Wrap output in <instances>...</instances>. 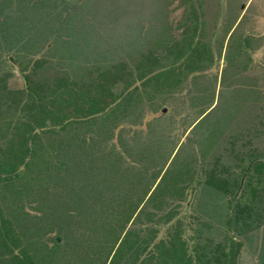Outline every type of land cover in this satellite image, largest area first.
Masks as SVG:
<instances>
[{
	"label": "rangeland",
	"instance_id": "1",
	"mask_svg": "<svg viewBox=\"0 0 264 264\" xmlns=\"http://www.w3.org/2000/svg\"><path fill=\"white\" fill-rule=\"evenodd\" d=\"M43 2L48 6L41 9L39 0H0V86L4 82L8 89L25 92L27 82L33 83L40 90L41 98L37 99L42 105L30 111L39 114L38 108L42 107L39 116L43 117L45 101L54 117L64 116L58 124H51L47 117L45 125L32 131L33 140H39L31 153L39 155L41 161L37 164L47 166L46 172L33 169L27 173L21 164L15 173L0 174V241H4L0 264H149L167 251L177 231L187 228L193 241L201 242L203 238V252L212 257L207 264H262L264 218L261 226L238 234L233 226L228 228L221 221L227 208L220 191L201 183L197 186V182L206 178L205 169H210L208 181L211 169L224 165L229 166V183L233 180L232 169L241 175L242 184L245 169L240 174L237 167L248 168L257 161L264 164V0H200L204 19L210 20L213 15L217 18L214 21L212 17L213 24L207 23L205 33H199L201 43L209 45L212 64L191 71L185 80L178 81L180 84L177 80L171 83L177 79V71L168 69V65L152 68L143 76L133 72L134 77L129 78L125 67L118 74L130 81L128 95L127 87H122L124 82L118 81L108 89L116 98L101 112L86 117L76 115L85 106V96L79 94L80 83L85 80L76 77L81 74L78 68L71 71L67 60L58 59V43L75 52L82 50L77 66L86 59H97L100 67L116 62L120 69L125 63L133 70L137 63L132 57L138 62L144 51H156L159 44H168L162 22L172 8L166 19L174 26L185 17L183 5L179 0ZM46 10L51 13L44 14ZM220 12H224L221 20ZM69 22L71 25L66 26ZM230 25L232 33L226 34ZM160 28L162 32L156 34ZM178 31L176 28L173 33ZM244 34L250 38L245 42L249 47H242L245 52L240 49L246 40ZM46 36V45L43 41L38 46ZM180 40L184 44L183 37ZM86 41L90 46L81 47ZM95 41H101L103 47L100 49ZM201 43L192 41L177 63L186 57L185 67L194 65L193 61L196 64L202 53ZM165 77L170 80L166 86ZM59 78H67L65 90L54 85ZM40 83L45 84V97ZM127 97L123 107L117 104ZM2 102L0 98V160L7 154L3 152L6 140L22 129V120H27L25 112L18 114ZM230 149L235 150L229 154L231 157L238 154L237 167H231ZM248 151L259 156L247 159ZM59 160L68 163L73 172L64 169L65 165L56 168ZM77 160L81 165L74 167ZM153 176L157 178L151 185ZM149 188L132 215L135 217L126 225L138 198ZM176 195H182L180 202L169 198ZM152 203L159 206L156 214ZM259 206L263 217L264 194ZM170 211L179 213L173 223L178 222L184 229L176 223L164 229L157 227V219ZM145 214L155 216L149 221ZM2 220L10 222L7 228L13 241L5 236ZM138 223L148 226L147 231ZM152 224L156 227L149 230ZM121 229L124 232L119 235ZM138 229V235L144 237L156 231L157 239L140 243L135 254L133 241H139ZM227 237L234 241H226ZM167 254L173 255L171 250ZM173 257L167 264H183L182 260L174 262Z\"/></svg>",
	"mask_w": 264,
	"mask_h": 264
},
{
	"label": "trees",
	"instance_id": "2",
	"mask_svg": "<svg viewBox=\"0 0 264 264\" xmlns=\"http://www.w3.org/2000/svg\"><path fill=\"white\" fill-rule=\"evenodd\" d=\"M43 1L44 0H42V1L39 0V2L41 4V9H44L48 6L47 3H46V5H44ZM179 4L183 5L182 13H185V17L178 20V22L174 26H172L171 21L169 19H166L168 14L170 12H172V10H173L171 8L170 10L167 11V13L165 15V20L162 22V26L164 27V32L168 35V38L166 39V41H168V44H167V42L164 45L159 44L157 46L156 51H144L143 54L141 55V59L138 60V62H136L135 58L132 57V60L135 61V63H137L133 70L129 69L125 63H124V65H122V67L120 69V65L116 62H112L111 64H108V65L105 64V66L100 67V66H98L99 64H97V62H98L97 59L95 61L86 59L85 62L80 63V64H82L81 66H77L76 62H78L80 60L82 50L80 49L79 52H75V51H72L68 45H62L61 41H60V43H58L59 44L58 49L61 50V53L60 52L57 53L58 59L60 61L67 60V63L71 66V71H73L72 69L74 67L78 68L79 71L81 72V74L80 75L78 74V76H76L74 73V76L80 78V80H82V79L85 80L83 83H80V84H82L81 85L82 89L80 88L82 91L80 90V93H79L81 96H85V98H84L85 99V106H84V108H81L80 110H78L79 112L76 113L77 116L86 117V116H91L93 114H97V113L101 112L109 103L112 102V100H114L116 98V95L109 92L108 89L112 88L118 81L124 82L122 85L123 89L130 85V81L127 79L126 80L124 79V74L122 76H120V74H118V72L122 73V71H124L125 67H127V69H128V71H125V73H126V76L129 78V77H134L133 72H137L136 76H143V75L147 74L152 68H153V70H156L160 67L168 65V67H171L168 69L173 70L175 72L177 71V74H176L177 79L173 78V80H171L172 84L176 83V80H177V83L180 84L178 81H180V80L182 81L183 79L185 80V77L188 76V74L191 71H194L195 69L197 70V69L201 68L200 65L198 64V60L202 61V58L206 57L205 55H206V51H208V43L205 41L203 42V44L201 43L202 41L199 39V33H202V34L205 33V30L208 27L207 23H209V26H210V23L211 24H213V23H212V21H207L204 19L203 15H205V12L203 10V5L200 4V0H195V2L192 0H179ZM168 5H170V4H168ZM168 5H166V6L168 7ZM33 8H36V4L33 6ZM50 13L51 12H47V10H46V12H44V14H50ZM53 15L56 18L59 16L58 13H53ZM68 24L71 25V23L69 22L66 24V26ZM47 25L49 26V22ZM57 28L60 29V26ZM176 28L179 29V31L175 35L173 33V31ZM162 29L163 28H160L159 30H157L156 34L161 33ZM210 29H211V27H210ZM46 35H48V33ZM68 35L72 37V35H70V34H68ZM96 35H98V34L96 33ZM159 35H157V37ZM179 37H183L184 44L181 43V40L179 41ZM45 38H46L45 40H44V38H42L40 40L38 46H41L43 41H44V45H46V42L49 38H47V36ZM192 41L196 42V43L200 42L201 45H203V46H201L202 47V53H200V55L197 57L196 64L193 61L194 65H190V66L185 67L186 66L185 65L186 57H185V59H183V61H181L179 63H177V60L179 61L181 59V57L186 55L185 53L187 51H189V49L191 48ZM95 43H97V42L95 41ZM85 44L90 46L89 41H86L82 44L81 47H83ZM100 44H101V41L98 44L99 48L101 49L103 46L100 47ZM31 47H34V46H31ZM77 47L78 46H76V47L73 46L74 49H77ZM90 48H92V47H90ZM46 49L50 50L51 48H46ZM162 51L163 52L165 51V52L163 53ZM192 54H193V52H192ZM169 57L173 58V61H169ZM174 63H177V64L174 65ZM115 65H119V66H115ZM180 65H182L181 68L179 67ZM183 67H185V68H183ZM116 68H119V69H116ZM166 70H167V68L163 69V71H166ZM116 71H117V73H116ZM179 71H181V73ZM66 81H67V78H59V83L54 84V85L57 87H61V86L64 87ZM163 81H165L164 83L166 86L170 80H167V77H165ZM27 84H28V87L26 86L25 92H22L21 90L8 89L6 86V83H4V82L0 86V98H3L2 105L7 109L13 108V110H14V108H15V111L18 112V114L21 112H25L24 117L27 120H28V118L30 119V122H28L27 120L26 121L22 120L20 122L22 124V127H21L22 129L19 130V128H18V131L14 132L15 136L14 137L12 136V138H9L6 140L7 146L4 148L3 152H5L7 154H5L4 157L0 160V174L3 173L6 176H8L10 173L11 174L15 173L17 167L21 164L23 165V167H25L24 171L27 173H29L33 169H34V171H36V170L38 171L40 169L38 171L40 173L46 172L45 169L47 168V166H44V168L43 167L41 168V166L38 165L39 161H41L38 158L39 155L36 154V156H34V154L31 153L34 149V146L37 145V143H35V142H37L39 140L38 138H36L35 141L33 140L34 135H33L32 131L34 130V128L42 127L43 125H45L44 122H45V119L47 117L49 118V122L51 124L60 123L64 117V116H55L54 117L53 114H51L50 109L47 110V108H46L47 104L45 101H44V116L43 117L39 116V114L42 113V111H41L42 107L38 108L39 114L35 113V111H33V110L30 111L31 109L35 110L37 107L41 106L42 104H41V100H40V102H38V100L41 98V97L39 98V95H38V91H40V90L39 89L37 90V88H34L33 83L27 82ZM38 86H40L41 90H44V97H45L46 96L45 84L40 83V85H38ZM63 89L65 90V87ZM120 93L118 95H120ZM126 95H128V94L126 93ZM107 96L109 97L108 100H106ZM37 98H39V99H37ZM121 99L118 101L117 104L120 103L121 106L123 107L122 102L128 103L129 97L122 99V100ZM16 130H17V128H16ZM30 140L33 141L32 145L30 144ZM27 141L29 142L28 146H26ZM54 148H57V147H54ZM231 150L232 149H230V152L228 151L229 157H231L229 155V154H231V152H233V153L235 152L234 149L232 151ZM26 153L27 154L30 153L28 155L29 159H27L24 162L23 159H24ZM125 153H126V151H125ZM247 153H248L247 159H251L252 156L253 157L259 156L258 153H252L251 151H248ZM56 154H57V152H56ZM237 155L238 154L235 153V156L231 157V161H232L231 167H233V166L237 167L240 165L239 161L237 160L238 158H236ZM91 157H93V155ZM224 158H225V162H227L226 157H224ZM218 161H219L218 159L215 160V162H218ZM233 162H234V165H233ZM257 162L256 163L254 162L252 164V166H250L248 168H246L245 165L241 166L240 168L237 167L240 170V174L245 169V175L243 176V180H242L243 183L242 184H240V182H239L241 175H237L236 172L232 169H230V174H231V177L233 178V180L231 183H229L228 176L226 175V173L229 171V170H227V168H229V166H224V165H220V167H218V168L215 167L214 169L213 168L211 169L209 175L211 176V178H213L214 181L211 178L207 181V173L209 172L210 169L209 168L205 169L203 172L205 173L206 178L202 182H200L201 184L204 185L205 188L209 189V186H211L212 188L220 191L221 196L225 200V207L227 208L226 211H224V213H223V218L221 221H223V223L225 225H227L228 228L233 226L234 229L237 230L238 234H240L242 232V230H248L251 227L256 228V227H259L263 224L264 216L260 217V210H259L260 206H259V204L262 202V194H264V164H261V163L257 164ZM220 163L223 164L221 162V160H220ZM235 163H238V164H235ZM63 165H65L64 169H67L68 171L73 172L72 167L66 166V165H68V163H64V161H61V160L56 162L55 167L60 168ZM72 165H74V167L75 166L78 167V165H81V164H79V160H77V163H73ZM15 175H16L15 176V178H16L18 176V174L16 173ZM215 175H220L222 178H219ZM36 176H37V174H36ZM38 177H39V175H38ZM152 178H151L152 179L151 185L155 183V179L157 177L154 178V176H153ZM36 180H39V179L37 178ZM6 181H9V179H6ZM4 183H6V182H4ZM23 187L25 189H27L26 185H24ZM2 190L7 191L8 189H2ZM149 191H150V188L147 189L146 192L138 198L136 206L133 209V211L131 212V214L128 216L127 220H125V224H127V222H130L131 219L133 217H135V216H132L133 213L138 208V205L143 200V197H145ZM235 195H238L237 196L238 199L234 198ZM169 198H176V199L181 200L182 195H178V196L176 195L174 197L171 196ZM151 207L153 209H155V212H153V214L154 213L156 214L159 206L152 203ZM227 211H230L231 214H228ZM201 213L204 216L205 211L204 212L202 211ZM145 216H147V219L150 221L151 220L150 218L153 217L154 215L145 214ZM167 217H169V216H165L164 218H167ZM164 221H167V219H164ZM1 223H2V225L6 226V229H5L6 235L5 236L8 235V238L11 239V241H13L14 236L9 235L11 233L10 232L11 230L7 228V226H10V222L8 220H6V221L2 220ZM154 226L155 225L152 224L150 228L152 229ZM123 229L120 230L119 235L123 234V232H124ZM261 230H262V232H261V237H262L261 243H262V245L260 247V253H261L260 256L262 258H264V228H262ZM138 232H139V229L137 230V237L139 236ZM138 239H139V241L137 243H136V241L135 242L133 241V244H134L133 253H135V254L137 253L138 247H140V243L147 241V240L149 241V239L151 241V237H149L146 240L143 238L141 239V237ZM226 241L233 242L234 240L232 239V237H227ZM3 244H4V241L1 240L0 246H2ZM143 247H144V245L141 248L143 249ZM141 248H139V249L141 250ZM208 257L212 258L209 255H208ZM219 262H220V260H219ZM222 264H226V263L222 262ZM262 264H264V259L262 261Z\"/></svg>",
	"mask_w": 264,
	"mask_h": 264
},
{
	"label": "crops",
	"instance_id": "3",
	"mask_svg": "<svg viewBox=\"0 0 264 264\" xmlns=\"http://www.w3.org/2000/svg\"><path fill=\"white\" fill-rule=\"evenodd\" d=\"M176 10V9H175ZM223 11V10H222ZM215 15H216V12H215ZM203 17H204V15H203ZM212 17H214V21H215V16L213 15V16H211V19L209 20H207V19H205V20H207V21H213L212 20ZM218 17H219V19L221 20L222 18H224V12H220V13H218ZM217 19V18H216ZM233 21V20H232ZM213 23V22H212ZM217 30L216 31H218L219 30V25H217V28H216ZM226 29V28H225ZM225 29H224V31H225ZM231 29V25L230 26H227V29H226V34L229 32V31H231L230 30ZM214 33V32H213ZM230 33H232V31L230 32ZM226 34H224V35H226ZM246 39V40H244V43H242V41H241V43L243 44H241V47L240 46H238V47H240V49L243 47H249V45L247 44L246 45V41H248L250 38L248 37V36H246V34H244V37H243V39ZM248 42H250V41H248ZM250 46H252L251 45V43H250ZM235 48H236V46H235ZM243 48L241 49V51L243 50ZM239 50V49H238ZM237 50V51H238ZM236 51V52H237ZM243 52H245L244 50H243ZM209 53H210V50H209V45H208V51H206V59H207V61H203L204 59H202V63L200 64V67H203L204 65H207V64H212V62H213V60H211V57L209 56ZM212 55L214 54V53H211ZM204 62H206L205 64H204ZM129 88H130V85L125 89V91H127V89L129 90ZM124 91V90H123ZM126 93H128V91L126 92ZM164 110V108L162 109V111L161 112H164L163 111ZM206 110V109H205ZM205 110L203 111V112H205ZM203 112L202 113H200L199 115H197L196 117H195V119L196 118H198L201 114H203ZM153 117H155V116H153ZM183 117V116H182ZM144 118V117H143ZM194 119V120H195ZM193 122V121H192ZM189 127H190V125L189 126H187V127H185V129L184 130H188L189 129ZM176 201L177 202H180V199H176ZM154 211H155V209H153ZM177 214H179L178 212H171L170 211V214L169 215H167V216H169V217H167V218H164L165 216H162V217H159L157 220H159L158 221V223H157V227L159 226V229L161 228V227H163V229L165 228V226H168V225H174L175 223L177 224L176 226H180L181 228H183V226L181 225V224H179L178 222H175V223H173L174 221H176V215ZM155 216V215H154ZM164 219H167V221H164ZM129 222H127V224H128ZM126 224V225H127ZM140 226H142V230L143 231H147V229L148 228H146V227H148V226H144L143 227V224L141 225L140 223H138ZM154 227H156V226H154ZM184 229V228H183ZM149 230H152V229H149ZM189 230V228H187L185 231L183 230H181V232H179V231H177V237L175 236V239L173 240V241H170V243L168 244V247H167V251L166 252H162L161 254H160V256H158V258H154V261L152 262V263H149V264H157V262H159L160 260V262H159V264H167L168 263V260H170L171 259V257L172 256H174L173 257V259H174V262H176V259L177 260H182V262H183V264H202V262H204L205 264H207L208 263V255H207V253H204L203 252V249H202V243H203V238H202V241L201 242H196L195 240L193 241V237L192 236H190L188 233H186V231H188ZM161 231V230H160ZM149 232V231H148ZM156 233V231L154 232V233H152V232H149L148 234H147V236H141V235H139V238L141 237V239L142 238H146V237H148V236H150V235H153V236H151V240L153 239V240H155V239H157L156 238V236L154 237V234ZM157 236H159L160 238H161V232H158V234H156ZM160 238H158V239H160ZM150 240V239H149ZM146 241H144L143 242V244L145 243ZM198 243H200V245H198ZM146 245V244H145ZM144 245V246H145ZM142 249V248H141ZM169 250H171V252H172V256H170V257H168V254H167V252L169 251Z\"/></svg>",
	"mask_w": 264,
	"mask_h": 264
},
{
	"label": "clouds",
	"instance_id": "4",
	"mask_svg": "<svg viewBox=\"0 0 264 264\" xmlns=\"http://www.w3.org/2000/svg\"><path fill=\"white\" fill-rule=\"evenodd\" d=\"M200 184V182H197V186ZM194 193H195V190H194Z\"/></svg>",
	"mask_w": 264,
	"mask_h": 264
},
{
	"label": "water",
	"instance_id": "5",
	"mask_svg": "<svg viewBox=\"0 0 264 264\" xmlns=\"http://www.w3.org/2000/svg\"><path fill=\"white\" fill-rule=\"evenodd\" d=\"M257 159H260V158H257Z\"/></svg>",
	"mask_w": 264,
	"mask_h": 264
}]
</instances>
